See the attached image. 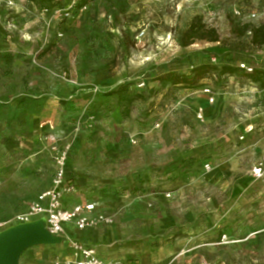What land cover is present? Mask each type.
<instances>
[{
    "label": "rangeland",
    "instance_id": "rangeland-1",
    "mask_svg": "<svg viewBox=\"0 0 264 264\" xmlns=\"http://www.w3.org/2000/svg\"><path fill=\"white\" fill-rule=\"evenodd\" d=\"M68 1L0 0V220L52 187L67 149L72 196L114 220L98 224L118 226L110 241L125 239L132 218L128 264L150 260L143 244L155 236L189 252L176 264H264V176H252L264 162L262 88L243 76H211L197 88L157 79L210 61L264 68L251 35L235 33L264 22V0H91L68 18L55 13ZM196 17L220 41L182 47ZM61 244L30 245L16 264L63 261Z\"/></svg>",
    "mask_w": 264,
    "mask_h": 264
},
{
    "label": "built area",
    "instance_id": "built-area-1",
    "mask_svg": "<svg viewBox=\"0 0 264 264\" xmlns=\"http://www.w3.org/2000/svg\"><path fill=\"white\" fill-rule=\"evenodd\" d=\"M87 1L89 2L90 0H69L64 9L56 10L55 13L62 15L64 18H68L76 8ZM49 10L50 9H45L44 12L48 13ZM233 12L236 17H243V11L240 8L235 7ZM250 16L256 17V14L253 13ZM248 35H252L251 32H248ZM259 49L264 53V45ZM212 60L214 62L216 61L215 59ZM238 66L248 74L255 71V66L250 65L247 62H240ZM143 85L144 84H141V86ZM262 91L264 93V88H262ZM204 93L209 95L211 100H214L212 87L206 86L204 88ZM198 117L203 118L202 112H198ZM252 130L253 127L248 126L240 138L243 140L246 135L252 132ZM133 142L135 143L136 141L133 140ZM67 158L68 151L67 149H64L56 157V172L52 187L38 194L26 211L15 214L12 219L0 220V231L5 229L9 223L24 225L31 223L37 217H43L45 229L49 235L60 238L66 237V227L70 224L74 225L78 230H85L86 228L96 226L99 223L112 224L114 222L112 218L101 213L93 215L97 207L96 203H80L69 199L72 194L76 193L77 188L67 179ZM205 168L210 170V164H206ZM252 176L256 179H260L264 176V162H261L258 166L253 168ZM226 239V235L222 236V241H225ZM69 243L73 255L75 256V260L73 262L56 261L54 264H107L101 257H99L94 248L87 247L74 240H71Z\"/></svg>",
    "mask_w": 264,
    "mask_h": 264
},
{
    "label": "trees",
    "instance_id": "trees-1",
    "mask_svg": "<svg viewBox=\"0 0 264 264\" xmlns=\"http://www.w3.org/2000/svg\"><path fill=\"white\" fill-rule=\"evenodd\" d=\"M40 6L41 8H53L56 6L58 0H28ZM91 1V0H90ZM85 2L84 4H87ZM83 4V5H84ZM248 32H251L250 37V46L254 48H261L264 45V22L258 26H255L251 23H245L242 25H237L235 28V33L237 36H246ZM196 41H207V42H218L220 41V35L218 31L210 27L204 22L201 17H196L190 24L188 30L181 37V46L184 48L189 47L194 44ZM243 62V61H242ZM250 65H254V61L248 62ZM255 66V65H254ZM214 76L217 79H223L228 77H239L243 76L244 78L250 80L256 85L264 88V68H259L255 66V71L251 74L246 73L238 64H232L231 62H221L213 63L207 62L200 64L196 67H193L189 74H181L179 72L170 71L166 74L158 76V81L163 87L168 85L171 86H186L188 88H197L199 83L208 78ZM129 104L133 102V97L125 98ZM76 188L78 187L73 181L68 180Z\"/></svg>",
    "mask_w": 264,
    "mask_h": 264
},
{
    "label": "crops",
    "instance_id": "crops-1",
    "mask_svg": "<svg viewBox=\"0 0 264 264\" xmlns=\"http://www.w3.org/2000/svg\"><path fill=\"white\" fill-rule=\"evenodd\" d=\"M41 192H39V194ZM69 199H72L74 202H78L73 196H70ZM97 207L93 215L100 214L97 211ZM137 224L141 226L140 222H138ZM29 225L32 226L40 225L45 229L43 217L35 218L31 223H29ZM132 225H133L132 218H128L125 220V226H126V230H125L126 232L124 231L125 239L124 240L122 239L123 241L121 240L118 244L116 241H110V236L112 234L116 235L117 237H121V234L118 231V226L116 225L115 226L96 225L90 228H86L85 230H78L74 225L70 224L66 227V237H60L58 238V240H56L62 243L60 248L61 253L59 257L63 261H68V262H73L75 260V256L73 255L69 243L71 240H74L84 244L87 247L94 248L97 251L99 257H101L107 264H128L126 262V259H131V258L130 257L127 258V256L133 253V248H134L133 247L134 244L132 242H129L132 241L129 237V234L132 231ZM155 237L157 241L154 238V240L151 242H145L144 244L140 243L148 248L150 254L149 256L150 260L146 259L148 261H144L141 264H176L174 263L175 260L189 253L186 250L185 252L183 251L179 253L176 249V247H178V243H171V244H167L165 247H162L161 237L160 236H159L160 238L158 236ZM194 243L195 241H192V244ZM67 247L69 249H67ZM191 248L197 249L198 246L193 247L191 245L190 250Z\"/></svg>",
    "mask_w": 264,
    "mask_h": 264
},
{
    "label": "water",
    "instance_id": "water-1",
    "mask_svg": "<svg viewBox=\"0 0 264 264\" xmlns=\"http://www.w3.org/2000/svg\"><path fill=\"white\" fill-rule=\"evenodd\" d=\"M58 240L40 225L24 224L0 234V264H16L19 252L33 244Z\"/></svg>",
    "mask_w": 264,
    "mask_h": 264
}]
</instances>
